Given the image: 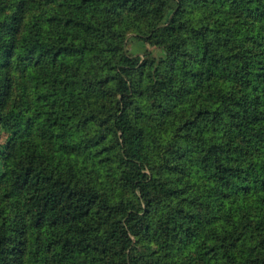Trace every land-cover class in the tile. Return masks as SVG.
<instances>
[{
  "label": "trees",
  "instance_id": "16d2710c",
  "mask_svg": "<svg viewBox=\"0 0 264 264\" xmlns=\"http://www.w3.org/2000/svg\"><path fill=\"white\" fill-rule=\"evenodd\" d=\"M4 127L0 264H264V0H0Z\"/></svg>",
  "mask_w": 264,
  "mask_h": 264
},
{
  "label": "rangeland",
  "instance_id": "374dc122",
  "mask_svg": "<svg viewBox=\"0 0 264 264\" xmlns=\"http://www.w3.org/2000/svg\"><path fill=\"white\" fill-rule=\"evenodd\" d=\"M125 46L127 47L129 52L141 54L144 52L146 48L152 49L153 51H157V48H155L151 43L144 41L142 38H137L133 34H131L125 43ZM10 134V131L7 130L5 127L0 128V144H3L8 139V136Z\"/></svg>",
  "mask_w": 264,
  "mask_h": 264
}]
</instances>
